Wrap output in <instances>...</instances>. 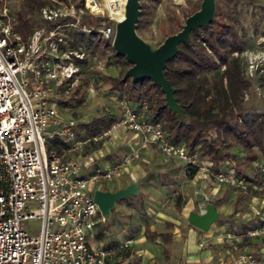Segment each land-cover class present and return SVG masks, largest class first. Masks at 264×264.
<instances>
[{"label":"built area","instance_id":"obj_1","mask_svg":"<svg viewBox=\"0 0 264 264\" xmlns=\"http://www.w3.org/2000/svg\"><path fill=\"white\" fill-rule=\"evenodd\" d=\"M49 1L40 7V19L66 21L48 30L30 29L23 40L12 28L13 14L6 0H0V264H123L119 253L131 239L108 248L90 243L98 222L92 192L124 172L138 152L132 149L107 168H99L92 166L95 154L83 151L85 145L101 143L122 126L165 158L180 160L196 171L208 169L195 150L169 141L161 124L146 113L145 102L124 103L118 122L94 136L79 138L75 122L59 115L56 99L58 88L77 71L75 60L85 53L81 48H66L63 31H93L111 45L124 0ZM85 15L97 18L96 24L82 23ZM53 138L62 144L58 152L45 149V142ZM260 169L264 173V167ZM213 177L216 186L234 183L224 171ZM31 218L40 223L35 235L22 225ZM255 236L264 238V225L243 234L225 233L227 248L234 255L210 257L200 264H257L249 251L238 249L244 237ZM262 247L264 251V241Z\"/></svg>","mask_w":264,"mask_h":264},{"label":"rangeland","instance_id":"obj_2","mask_svg":"<svg viewBox=\"0 0 264 264\" xmlns=\"http://www.w3.org/2000/svg\"><path fill=\"white\" fill-rule=\"evenodd\" d=\"M197 1L161 0L155 5L153 1L149 6V0H139L140 28L136 33L152 48L156 47L169 31L177 28L176 23L183 21L182 12L188 10ZM247 1L244 0L238 6L239 26L243 29L245 41L244 50L238 57L241 61L242 73L250 81L249 87L243 93L242 106L245 110L264 112V10L260 8L264 6V0ZM18 3L19 0H6L12 14L17 9ZM149 8L147 17L146 12ZM221 8L226 9L223 5ZM109 55V49L101 54L85 53V63L78 65L69 83L61 85L57 90L58 98L71 100V105L57 106L60 116L71 118L76 124L109 112L116 118L115 121L120 120L122 106L127 102L113 89L111 78L117 76L120 68L112 60H108ZM74 98H82V101L72 105ZM115 129L116 127L103 138L101 143L85 145L83 150L98 151L100 147L110 143ZM77 132L79 138H85L82 131L77 130ZM209 133L214 136L213 132ZM123 139L124 137H119V141ZM132 140L127 141L131 143L130 147L124 142L118 145H125L123 151L128 152L129 149L137 148L139 145L134 138ZM227 150L234 155L222 161H211L207 157L200 156L196 150L200 164L208 171L201 172L195 169L190 173L191 170H187L188 167L180 160H169L157 152H153L151 157H148L142 152V148L139 149L136 160L125 171L129 176V172L136 169L128 179L129 183L139 182L137 193L116 202L105 219L98 212L96 216L98 222L92 229L90 243L95 247H101L111 243L118 245L131 239V244L119 254L121 259L132 255V264H138L137 262L141 261L143 255L148 252L150 254L155 252L161 256L163 249L166 250L168 258L170 248L157 243L160 241L157 234L163 231L169 233L183 231L188 225V212L204 211V207L201 206L204 202H214L216 209L223 204L219 213L223 209H230L228 215L218 216L213 224L234 223L235 229L241 234L263 226L264 173L260 168L264 167V160L256 150L255 158L248 159L244 150L233 141L230 142ZM218 171L227 173L234 179V183L216 186L213 175ZM118 184V178H114L106 181L100 189L115 190ZM99 218L102 220L99 221ZM22 225L29 234L35 235L40 223L38 219L31 218ZM169 238L168 241H171ZM254 238L256 243L249 241L251 237L248 241L244 237L241 246H246L247 251L257 260L261 258L257 246L260 245L262 238L260 236ZM174 251V261L178 263L182 259L179 243Z\"/></svg>","mask_w":264,"mask_h":264},{"label":"trees","instance_id":"obj_3","mask_svg":"<svg viewBox=\"0 0 264 264\" xmlns=\"http://www.w3.org/2000/svg\"><path fill=\"white\" fill-rule=\"evenodd\" d=\"M71 1L80 3V0ZM149 1L150 6L151 2L155 1V5L161 0ZM199 2L200 0L182 12L183 19L198 9ZM243 2L244 0H215L212 20L207 25L191 30L188 41L179 43L175 55L165 62L163 74L174 89L175 100L180 104L178 112H172L164 105L163 93L151 80L143 78L130 81L128 77L122 80V75L130 64L123 55H115L110 43L95 32L83 33L75 28H66L63 31L65 47L81 48L88 54H101L109 49L108 60H112L120 68L117 76L111 78L113 89L129 104L138 106L145 102L146 113L153 121L161 124L172 143L197 150L200 156L211 161H222L234 155L227 150L233 141L244 150L248 159L255 158L256 150L264 160V112L245 110L242 106L243 93L250 85V81L242 73L238 57L245 47L244 32L238 19V6ZM48 3L49 0H19L13 13L12 28L23 40L27 38L30 29L44 26L48 30L66 21L58 19L45 23L41 20L38 11ZM221 5L226 9L222 10ZM260 8L264 10V6ZM149 12L150 8L146 12L147 17ZM81 22L93 26L97 18L85 15ZM182 23L183 21L176 23L177 28L168 34L179 30ZM139 28L138 20L136 30ZM84 63L85 56L75 60L77 67ZM71 78L63 84L69 83ZM70 101L57 98L56 104L64 107L71 105ZM81 101L82 98H74L72 105ZM115 120L113 114L105 112L87 122L76 123V129L88 138L109 129ZM209 132H213L214 136ZM61 145L57 138L48 139L45 149L58 152ZM187 167V170H191L190 173L195 171V168ZM113 246H116L115 243L102 247Z\"/></svg>","mask_w":264,"mask_h":264},{"label":"water","instance_id":"obj_4","mask_svg":"<svg viewBox=\"0 0 264 264\" xmlns=\"http://www.w3.org/2000/svg\"><path fill=\"white\" fill-rule=\"evenodd\" d=\"M215 0H200L197 10L183 19L179 30L166 35L159 45L152 48L136 33V24L140 15L139 0H124L123 15L114 25V34L111 47L115 55H123L130 64L122 75L130 81L147 78L163 93L164 105L172 112L180 110V104L173 95L174 89L163 74L165 62L172 58L179 43L189 39L191 30L201 25H207L214 16ZM138 181H132L124 187L115 190L94 189L92 200L97 206L100 216L105 219L109 216L116 202L127 196L135 195L138 191ZM218 218L214 205L207 202L204 211L198 213L189 211L187 223L198 230L206 231Z\"/></svg>","mask_w":264,"mask_h":264},{"label":"crops","instance_id":"obj_5","mask_svg":"<svg viewBox=\"0 0 264 264\" xmlns=\"http://www.w3.org/2000/svg\"><path fill=\"white\" fill-rule=\"evenodd\" d=\"M119 137H124V139L119 141ZM132 138L138 141L139 145L137 148L136 147L131 148L128 151L132 149L133 150L136 149L138 152V150L142 148L143 150L142 152L148 155V157H151L153 152L159 153V151L155 148V146L143 145L140 135H137L131 131H128L124 129L122 126H117L116 129L114 130L113 136L110 138V143L108 142L107 145L105 144L106 146L103 145L102 147L98 149V151L94 152L95 160L92 163V166H98L99 168H107L110 164L117 161L122 155L127 153L123 151L124 150L123 148H126V146L125 145L119 146L118 144H120V142H124V143H127L128 144L127 146L130 147L131 143L127 141L132 140ZM167 159L174 160L172 158H167ZM127 169L125 171H127ZM125 171L122 172L117 177H115V178H118L119 180V184L117 188H121L127 185L130 181L128 178L132 176L133 172L135 173L136 169L129 172V176L126 175ZM205 203L206 202L202 203L201 206L204 207ZM222 205L223 204H221L218 209L215 208L216 211L218 212V216H221V215L225 216V215H228L230 212V209H223L222 212L219 213V210L222 209ZM196 212L202 213L203 210H198ZM233 224L234 223H229V222H226V223L219 222L217 224L212 223L206 231L198 230L195 227L188 224L183 231H176L174 233H169V231H163L162 233L157 234V238H160V241H157V243L159 245H162L163 247L167 246L170 248L169 257L167 258L166 250L163 249L162 250L163 253L161 254V256L156 254L155 252L151 254L148 252L145 255H143L141 261L139 260V262L137 263L138 264H141V263L154 264V261H155L156 264H200L203 260L208 259L210 257L211 258L224 257V258L229 259L232 255H234L235 251H232L231 249L228 250L227 243L224 240V235L227 232L234 233V234H241L237 232ZM168 238L171 239V241L170 240L168 241ZM248 238L249 237L246 238L247 241H248ZM251 238L252 239H250L249 241L255 242V243L257 242L254 237H251ZM200 242L203 243L202 246H199ZM178 243H179V248H180L179 252H180L182 259L177 263L176 261H174L175 260L174 250L175 248L178 247ZM241 244L238 247L239 251H247L246 246L243 247L241 246ZM262 246H263V241H261L260 245L257 246L258 247L257 250L261 254L260 255L261 258H257V264H263L264 262V259H263L264 251H262L263 250ZM155 256H157V259H155ZM131 257L132 255L122 258L121 260L123 264H132Z\"/></svg>","mask_w":264,"mask_h":264}]
</instances>
